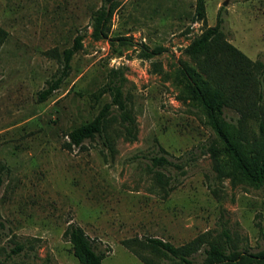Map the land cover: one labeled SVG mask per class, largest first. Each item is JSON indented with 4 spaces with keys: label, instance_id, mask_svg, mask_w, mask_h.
Wrapping results in <instances>:
<instances>
[{
    "label": "rangeland",
    "instance_id": "obj_1",
    "mask_svg": "<svg viewBox=\"0 0 264 264\" xmlns=\"http://www.w3.org/2000/svg\"><path fill=\"white\" fill-rule=\"evenodd\" d=\"M205 3L206 16L196 21V0H0L7 32L0 45V264H81L64 234L69 223L84 228L103 264H147L123 243L133 237L178 246L227 229L239 250L264 249V186L218 178L208 150L213 130L202 109L183 99L178 76L183 63L198 69L184 48L219 22L229 42L264 60V0ZM109 5L108 37L96 39L93 16ZM77 35L83 47L69 75L41 101ZM145 46L152 57L141 55ZM113 68L116 78L125 76L134 137L113 106L114 153L98 136L70 146L66 133L111 100L106 94L95 101L93 93ZM155 155L172 162L159 167L173 185L168 195L154 178ZM195 257L201 263L202 251Z\"/></svg>",
    "mask_w": 264,
    "mask_h": 264
},
{
    "label": "trees",
    "instance_id": "obj_2",
    "mask_svg": "<svg viewBox=\"0 0 264 264\" xmlns=\"http://www.w3.org/2000/svg\"><path fill=\"white\" fill-rule=\"evenodd\" d=\"M113 15V8L103 6L93 16L96 39L108 37ZM206 16L205 0H196V21ZM7 32L0 28V45ZM83 35H77L70 47L64 48L62 74L49 81L48 86L39 92L41 101L49 98L62 81L69 75L73 56L83 47ZM198 69L186 63L179 67L178 76L183 86L184 100L198 105L205 114L207 124L212 128L214 139L208 150L214 159L215 170L219 179H229L233 184L248 183L256 187L264 186V60H252L227 40L220 22L207 27L185 48ZM51 53L59 55L57 49ZM153 52L144 47L142 56L150 58ZM117 69H111L108 80L93 93L95 101L104 95L111 100L105 102L90 119L70 129L66 136L70 146H80L88 139L102 137L111 152L116 148L109 134V118L112 107L120 109L125 121L123 129L128 136L134 137L135 121L130 114L123 97L124 73L116 78ZM229 111L237 113L236 120L230 119ZM172 165L168 157H152L154 178L161 185L165 195L173 190L170 177L159 169ZM4 183L0 167V188ZM65 237L71 243L74 256L81 264H103L105 255L100 252L83 227L69 223ZM123 243L137 253L147 264L156 263L144 255L148 250L170 262V264H264V249L257 253L239 250L231 242L227 229L221 237H211L205 232L182 245L152 236L125 239ZM202 251L201 263L195 254Z\"/></svg>",
    "mask_w": 264,
    "mask_h": 264
},
{
    "label": "water",
    "instance_id": "obj_3",
    "mask_svg": "<svg viewBox=\"0 0 264 264\" xmlns=\"http://www.w3.org/2000/svg\"><path fill=\"white\" fill-rule=\"evenodd\" d=\"M224 4H226V2Z\"/></svg>",
    "mask_w": 264,
    "mask_h": 264
}]
</instances>
